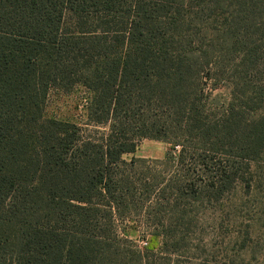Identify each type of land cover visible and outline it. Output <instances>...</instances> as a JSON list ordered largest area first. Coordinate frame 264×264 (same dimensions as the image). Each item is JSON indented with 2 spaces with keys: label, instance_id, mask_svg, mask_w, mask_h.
I'll return each mask as SVG.
<instances>
[{
  "label": "trees",
  "instance_id": "1",
  "mask_svg": "<svg viewBox=\"0 0 264 264\" xmlns=\"http://www.w3.org/2000/svg\"><path fill=\"white\" fill-rule=\"evenodd\" d=\"M77 86L86 126L46 115ZM263 159L264 0H0V264H207L202 210Z\"/></svg>",
  "mask_w": 264,
  "mask_h": 264
},
{
  "label": "rangeland",
  "instance_id": "2",
  "mask_svg": "<svg viewBox=\"0 0 264 264\" xmlns=\"http://www.w3.org/2000/svg\"><path fill=\"white\" fill-rule=\"evenodd\" d=\"M214 94L225 100L229 88L223 86ZM89 96L81 86L69 92L54 89L48 96L45 113L86 126ZM170 148L166 141L144 138L133 153L123 157L161 159ZM250 166L224 199L204 207L192 248L183 259L198 257L207 264H264V159ZM139 223L129 221L124 235L143 249L160 248L162 238L147 233Z\"/></svg>",
  "mask_w": 264,
  "mask_h": 264
}]
</instances>
